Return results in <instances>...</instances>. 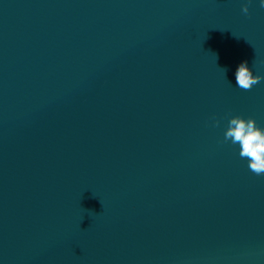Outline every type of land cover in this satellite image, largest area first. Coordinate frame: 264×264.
<instances>
[{"label": "water", "instance_id": "water-1", "mask_svg": "<svg viewBox=\"0 0 264 264\" xmlns=\"http://www.w3.org/2000/svg\"><path fill=\"white\" fill-rule=\"evenodd\" d=\"M262 2L0 0V264H264Z\"/></svg>", "mask_w": 264, "mask_h": 264}, {"label": "clouds", "instance_id": "clouds-1", "mask_svg": "<svg viewBox=\"0 0 264 264\" xmlns=\"http://www.w3.org/2000/svg\"><path fill=\"white\" fill-rule=\"evenodd\" d=\"M261 7H264V2L261 3ZM242 12L248 14L247 4L242 8ZM223 70L226 74L227 69ZM235 78L238 88L245 91H250L254 85L264 79L253 74L247 61L240 63ZM216 124L218 126L219 121ZM224 139L239 146L240 157L248 161V167L253 173L257 176L264 175V127H259L254 118L234 116L229 120Z\"/></svg>", "mask_w": 264, "mask_h": 264}]
</instances>
